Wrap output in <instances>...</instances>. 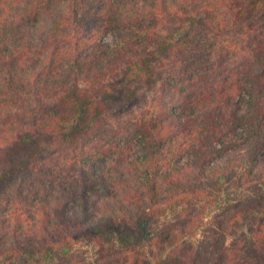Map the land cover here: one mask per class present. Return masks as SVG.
Wrapping results in <instances>:
<instances>
[{"label":"trees","instance_id":"1","mask_svg":"<svg viewBox=\"0 0 264 264\" xmlns=\"http://www.w3.org/2000/svg\"><path fill=\"white\" fill-rule=\"evenodd\" d=\"M263 18L0 0V264H264ZM158 62L147 108L106 127L95 86L150 85Z\"/></svg>","mask_w":264,"mask_h":264},{"label":"rangeland","instance_id":"2","mask_svg":"<svg viewBox=\"0 0 264 264\" xmlns=\"http://www.w3.org/2000/svg\"><path fill=\"white\" fill-rule=\"evenodd\" d=\"M261 24H264V18L261 20ZM108 40H112L111 35L108 36ZM155 66H157V74L150 85L146 86L133 81L125 82L119 76L112 78V84L108 88L111 91H104V89L102 91L99 86H95L93 91L97 92V98L107 103L104 120L106 127H118L122 121H127L129 116L138 117L147 108L151 100L154 99L153 97L158 94L163 80L170 74L169 64L158 62ZM87 87L89 88V86ZM126 94L129 96L126 97Z\"/></svg>","mask_w":264,"mask_h":264}]
</instances>
